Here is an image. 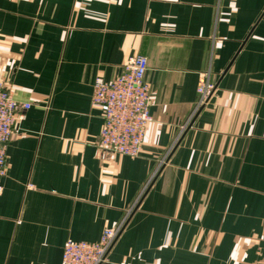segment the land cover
<instances>
[{
  "label": "crops",
  "instance_id": "0c3cea01",
  "mask_svg": "<svg viewBox=\"0 0 264 264\" xmlns=\"http://www.w3.org/2000/svg\"><path fill=\"white\" fill-rule=\"evenodd\" d=\"M148 60L139 156L101 150L95 79ZM216 85L194 116L200 75ZM0 78L19 104L0 264H264V0H0Z\"/></svg>",
  "mask_w": 264,
  "mask_h": 264
},
{
  "label": "built area",
  "instance_id": "2783aa9c",
  "mask_svg": "<svg viewBox=\"0 0 264 264\" xmlns=\"http://www.w3.org/2000/svg\"><path fill=\"white\" fill-rule=\"evenodd\" d=\"M147 70V58L137 55L129 59L122 74L114 80L95 79L92 105L103 116L99 137L101 150L129 157L140 155L147 127L153 121L150 86L145 80ZM215 89L210 72L201 74L193 116L208 104ZM30 107V104H19L0 78V196L4 190L2 179L8 168V145L16 122L24 119V115L19 116L17 113L20 109L28 110ZM124 223L115 228H106L97 242L67 241L62 264H105Z\"/></svg>",
  "mask_w": 264,
  "mask_h": 264
}]
</instances>
